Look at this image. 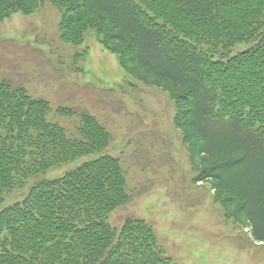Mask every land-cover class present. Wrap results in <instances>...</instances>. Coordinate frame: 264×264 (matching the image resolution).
Segmentation results:
<instances>
[{
  "label": "trees",
  "instance_id": "trees-1",
  "mask_svg": "<svg viewBox=\"0 0 264 264\" xmlns=\"http://www.w3.org/2000/svg\"><path fill=\"white\" fill-rule=\"evenodd\" d=\"M47 1L62 10L65 42L94 29L128 74L170 94L193 181L264 243V0H0V20ZM54 111L75 113L0 81V205L28 178L99 155L0 212V264H179L149 221L110 222L133 198L120 159L104 154L111 132L83 112L69 133Z\"/></svg>",
  "mask_w": 264,
  "mask_h": 264
},
{
  "label": "rangeland",
  "instance_id": "rangeland-1",
  "mask_svg": "<svg viewBox=\"0 0 264 264\" xmlns=\"http://www.w3.org/2000/svg\"><path fill=\"white\" fill-rule=\"evenodd\" d=\"M61 18L62 10L47 1L32 14L16 12L0 20V81L23 86L54 109H73V117L51 113L68 132L83 112L111 132L104 154L120 159L133 195L110 215L112 225L119 228L131 217L149 221L159 244L179 264H264V243L225 216L209 183L193 181L196 174L175 125L170 94L128 74L94 29L86 31L81 45L65 42ZM247 47L219 48L217 54L233 56ZM95 156L28 178L6 193L0 211L22 201L35 183L62 177Z\"/></svg>",
  "mask_w": 264,
  "mask_h": 264
}]
</instances>
